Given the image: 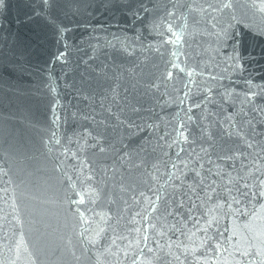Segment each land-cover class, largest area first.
I'll list each match as a JSON object with an SVG mask.
<instances>
[{"label":"water","instance_id":"1","mask_svg":"<svg viewBox=\"0 0 264 264\" xmlns=\"http://www.w3.org/2000/svg\"><path fill=\"white\" fill-rule=\"evenodd\" d=\"M0 264H264V0H0Z\"/></svg>","mask_w":264,"mask_h":264}]
</instances>
